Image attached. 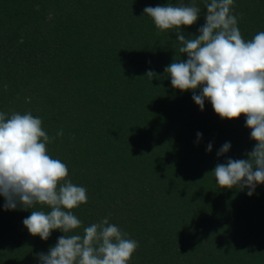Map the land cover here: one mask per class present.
Returning <instances> with one entry per match:
<instances>
[{
	"label": "trees",
	"instance_id": "trees-1",
	"mask_svg": "<svg viewBox=\"0 0 264 264\" xmlns=\"http://www.w3.org/2000/svg\"><path fill=\"white\" fill-rule=\"evenodd\" d=\"M206 2L0 0V112L42 119L49 154L87 189L72 210L77 233L108 218L139 244L130 264H264V185L250 197L211 173L254 147L246 117L222 119L207 100L201 111L191 90L172 87L165 67L187 56L177 30L144 14L195 4L200 19L179 30L187 39L199 35ZM233 12L245 40L264 31V0H234ZM3 204L0 196V264H41L37 254L64 233L34 237L23 224L30 210Z\"/></svg>",
	"mask_w": 264,
	"mask_h": 264
},
{
	"label": "clouds",
	"instance_id": "clouds-1",
	"mask_svg": "<svg viewBox=\"0 0 264 264\" xmlns=\"http://www.w3.org/2000/svg\"><path fill=\"white\" fill-rule=\"evenodd\" d=\"M233 7L234 0H207L199 35L187 39L179 30L200 19L202 10L195 4L148 6L144 14L162 32L177 30L182 45L179 53L187 56L180 60L175 56L165 67L172 87L191 90L201 111L207 100L222 119L246 117L254 147L245 154L246 159L229 157L211 173L221 189L246 190L251 197L258 185H264V31L245 40ZM145 76L154 79L158 75L148 71ZM197 138L202 139V133ZM49 142L41 118L31 112H13L10 117L0 112L4 210H30L23 224L34 237L47 241L54 230L64 233L46 254H37L41 264H130L139 244L108 218L85 227L83 235L77 233L82 222L72 210L88 202L87 189L68 179L67 165L49 154ZM231 147L225 142L217 156H225ZM212 148L209 143L206 150L210 153ZM37 206H47L50 211L36 210Z\"/></svg>",
	"mask_w": 264,
	"mask_h": 264
}]
</instances>
